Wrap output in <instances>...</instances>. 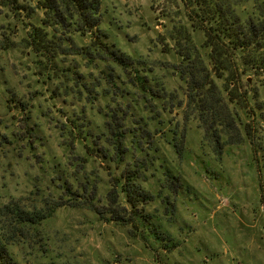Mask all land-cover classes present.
<instances>
[{
    "label": "clouds",
    "instance_id": "9594fccd",
    "mask_svg": "<svg viewBox=\"0 0 264 264\" xmlns=\"http://www.w3.org/2000/svg\"><path fill=\"white\" fill-rule=\"evenodd\" d=\"M147 2L141 0L145 20L154 15L145 11ZM14 3L34 4V0H14ZM157 3L175 15V10L166 0H157ZM105 6L101 5V12ZM12 7L9 0H0V24L5 25L0 28V47H8L10 57L19 56L20 50H26L21 37L28 31L15 32L12 29V24L19 26L26 23L23 12L14 19L15 13L10 11ZM178 8L179 15H175L174 19L169 17L171 22L161 29L165 37H171L167 41L171 45L168 55L158 56L157 48L144 56L150 67L157 68L150 74L148 86L159 94L158 100L137 89H132L125 98L113 95L117 88H130L128 80H133L135 73L126 70V77L121 75L106 84L99 69L105 67L107 61L99 59L95 61L98 68L92 76L74 83V61L80 57L70 45L57 42L52 55L58 66L55 71L59 79H53L50 86L59 84L62 89H71L66 97L67 107H60L64 108L65 119H71L75 124L65 128L63 134L52 132L46 136L51 123L44 132L35 126L36 121L43 123L39 111L44 109L35 113L27 109L24 113H17L18 119L25 117L20 123L9 121L8 114L4 115L0 131L16 135H9V139L13 140L10 148L5 146L0 150V173L7 177L11 170L15 175L6 180L0 178V264H25L26 260H32V256L28 255V244L34 239L33 234L36 237L51 235L48 228L50 221L45 217L53 215L54 210L61 206L91 207L103 218L119 216L129 221L127 228L136 224L139 216L149 222L157 215L159 206L167 199L168 186L161 179V170L167 169L171 174L173 158L155 132L149 136L143 126L133 127V121L139 116L151 117L159 113L160 119H172L173 124L179 122L177 151L189 152L197 159L201 158L198 148L206 136L215 135L217 130L233 137L239 134L238 126L225 128L224 120L229 112L228 99L231 95H235L242 105L251 99L240 95L248 87L245 77L253 76L258 69L264 74V0H183L182 4L178 2ZM4 14H7L6 19ZM29 20L38 23L39 17H29ZM78 24L79 18L74 17L67 35L77 36ZM61 32L63 29L56 35L60 36ZM62 48L70 49L66 57L61 54ZM96 51L99 53V49ZM161 60L166 61L167 71L162 72L158 68ZM260 79L264 81V75ZM156 80L161 82L160 85L155 83ZM6 87L10 85H5L0 78V102L9 95L4 91ZM83 88H88L96 97L94 102L85 104L84 99L77 95V91H83ZM30 92L25 90L23 93V99L28 101L29 106L32 103ZM97 92L99 96H96ZM145 97L147 104L144 103ZM260 99L264 100V91ZM181 101L183 106L177 107ZM125 104L130 107L125 108ZM105 105L111 108V114L97 115V109L101 113L109 112V107ZM173 107H176L174 112L162 111ZM82 108L85 111H81ZM45 119L50 120V117ZM185 123L189 128L187 138L183 132ZM4 125H8L7 129ZM152 127H156L155 120ZM261 128L264 129V124ZM30 133L36 141L35 154L42 158V162L28 168L22 160L15 159L14 153L23 150L26 156L33 155L24 139ZM61 142L62 146L57 147ZM89 142V150L85 152L83 145ZM41 143L45 145L43 148ZM9 161L12 162L11 169L8 168ZM25 171L26 176L22 174ZM29 220L33 223L28 224ZM85 227L81 225V229ZM21 232L26 239L22 238ZM260 236L264 237V229ZM233 239L236 252L233 264H264V242L254 244L240 234H234ZM81 249L82 254L77 259L88 264L93 249L83 242ZM60 251L66 249L60 247L59 238H54L49 257L54 258ZM74 256L71 253L61 259L72 260ZM108 256L100 249L99 258Z\"/></svg>",
    "mask_w": 264,
    "mask_h": 264
},
{
    "label": "rangeland",
    "instance_id": "374dc122",
    "mask_svg": "<svg viewBox=\"0 0 264 264\" xmlns=\"http://www.w3.org/2000/svg\"><path fill=\"white\" fill-rule=\"evenodd\" d=\"M9 2L13 4L10 11L15 13L14 19L23 12L26 21L19 26L12 24V29L15 32L23 29L28 31L21 37L26 50H20L19 56L10 57V49L0 47V78L5 85H10L4 89L9 93L8 97L0 102V124H3L6 113L9 121L20 123L25 117L21 116L18 119L17 113H24L26 109L32 113L44 109L39 111L43 123L36 121L35 126L44 132L51 123V128L45 134L47 136L52 132L63 134L65 128H71L75 124V121L65 119L64 108L60 107V105L67 107L66 97L71 89H62L59 84L55 87L50 86L53 79H59L55 71L58 66L54 63V55H52L57 42L70 45L77 50L75 54L80 57L74 61L76 65V70L72 72L74 83H79L81 79L96 72L97 59L101 62L105 61L99 58V53H96L97 55L85 53L88 48H93L92 42L97 37L96 33L100 36L103 34L102 38L106 42L143 61V65L152 70L147 73L150 80V74L157 68L150 67L149 61L144 59V56L157 48L158 56L168 55L171 45L167 41L171 37H165L161 29L171 22L169 17L174 19L175 15H179L178 2L182 4L183 0H166V3L175 10V15L169 13L166 8H161L157 0H148L145 11L154 14L148 20H145V12H142L141 0H101V5L106 6L101 12L100 26L93 29L96 33L76 29L77 36L67 35L71 27L59 25L56 27L54 22L46 25L48 14L41 7L42 1L34 0V4L26 5H17L14 0ZM41 13L43 15H40ZM33 16L39 17L38 23L29 20V17ZM4 18H7V14H4ZM3 27L5 25L0 24V28ZM175 27L173 25L174 29ZM34 28H40L46 40L45 45H32ZM61 29L63 32L57 36L56 33ZM162 44L164 46H161ZM12 47L14 48L15 45L13 44ZM60 51L66 57L70 49L62 48ZM9 60L12 62L10 63ZM106 61L105 67L99 69L104 83L112 82L107 76L110 72L113 78L117 75L119 77L128 75L126 70L111 60ZM158 68L162 72L167 71L166 61H159ZM261 75L264 74L258 69L253 76L245 77L248 87L240 95L250 97L248 102L242 105L235 95H231L233 101L228 99L229 110L234 115V123L238 126L239 134L233 137L221 132V146L212 136H206L198 148L200 159L193 157L189 152L176 151L175 144L179 143L180 138L179 122L173 124L172 119L167 121L160 119L159 113L151 117L139 116L144 118L145 126L151 132L150 136L155 132L171 151L173 158L171 174L167 169L161 170V179L166 181L168 186L167 199L159 206L157 215L149 222H145L143 217L137 218V225L133 224L131 228H127L126 223L100 217L91 207L81 209L73 205L61 206L54 210L53 215L45 218L50 221L48 228L51 235L41 234L36 237L33 234L34 239L28 244V255L32 256V260H26L25 264H83L77 259L83 251L82 242L89 244L93 249L88 264H105V260L107 264H233L236 256L234 234H240L245 240H250L254 244L264 242V237L260 236L261 230L264 229V129L261 128L264 124V100L260 99L264 91V81H261ZM155 83L160 85L161 82L156 80ZM128 84L130 88H117L113 95L119 93L125 95L127 92L124 97L119 95L125 98L131 94L132 89L142 93L135 77L133 80H128ZM25 90H31L30 106L28 101L23 99ZM104 91L106 93L107 90ZM77 95L84 99L85 104L94 102L96 98L88 88H83V91L78 90ZM99 95L100 93L97 92L96 96ZM147 97L151 96L147 93ZM147 97L144 99L145 104ZM152 99L159 98L152 97ZM182 106L183 101L177 107ZM105 107L109 106L105 105ZM129 107V104H125V108ZM110 109L109 107V111ZM81 111L85 109L82 108ZM162 111L171 113L176 111V107ZM108 113H101L97 109V115L107 116ZM46 116H49L50 120L45 119ZM153 120L156 127H152ZM136 121L137 119L133 121V126ZM7 127L8 125H4L5 129ZM183 132L187 138L189 133L187 123L183 126ZM9 135L15 137L16 134L0 131V150L5 146L11 147L13 140L9 139ZM24 139L27 140V148L33 155L28 157L21 150L14 153V156L16 160H22L28 168H31L40 164L42 158L35 154L36 141L32 139L31 133ZM44 146L41 143V147ZM61 146L62 142L61 145H57V147ZM83 147L87 152L90 142ZM8 168H12L11 161L8 163ZM22 174L26 176L27 172ZM14 175L15 173L9 170L7 177H3L0 173V178L6 180ZM172 176L177 178V187L172 182ZM81 225L86 227L81 229ZM21 236L26 239L23 232ZM54 238H59L60 247L66 251L57 252L54 258H50L49 250ZM95 245L100 247L96 248ZM100 249L109 256L99 258ZM71 253L75 254L72 260L61 259Z\"/></svg>",
    "mask_w": 264,
    "mask_h": 264
},
{
    "label": "trees",
    "instance_id": "16d2710c",
    "mask_svg": "<svg viewBox=\"0 0 264 264\" xmlns=\"http://www.w3.org/2000/svg\"><path fill=\"white\" fill-rule=\"evenodd\" d=\"M42 1L41 7L45 9L46 13L48 14V19L46 16V25H49L51 22H54L56 25H59L61 27H71L74 21V17H78L80 20V24L77 25V30H87L92 31V33H96L93 29H97V27L101 24V14L96 15V13H101V0H40ZM50 19V20H49ZM42 29V28H41ZM97 37L92 42L93 48H88V50L85 52L86 54H93L97 53V49H99V58L102 60H111L116 65L120 66L123 70H131L135 72V81L139 86L140 91L142 93H148L151 98H160L159 94L156 92L155 89L149 88V76L147 73L149 71H152L151 69L146 68V66L143 65V61L138 60L131 55L125 53L120 48H118L114 44H110L106 42L102 37L103 34L96 33ZM32 38L33 42L32 45H38L42 46L46 44V40H44L40 28H34L32 32ZM95 51V52H93ZM97 55V54H96ZM144 70L142 73L141 71ZM108 79L112 82L119 78L117 75L115 78H113L112 72L108 73ZM128 94L127 92L125 95H122L119 93L121 97L126 96ZM230 101H233L232 96L229 97ZM199 111V110H198ZM111 114V109L109 113ZM145 120L143 117H138L137 121L134 122V126L136 128H139L141 126L144 127L145 132L150 136L151 132L148 128L145 126ZM224 127L230 128V127H236L234 123V115L229 110L225 120H224ZM215 142L221 144V131L216 132L215 135H211ZM137 147H139V144H137ZM176 151L179 147V143L175 144ZM178 153H182L183 150L177 151ZM172 182L177 187V178L176 176L171 177ZM96 213H98L95 209H93ZM99 214V213H98ZM49 217V216H48ZM47 218V217H45ZM137 218L142 219V216H139ZM108 220H113L121 223H129V221H126L122 217H116L111 218L109 217ZM21 223H25V221H20ZM28 224L33 223L31 220L27 221ZM137 225V224H136ZM6 251V250H5ZM48 264H56V263H48Z\"/></svg>",
    "mask_w": 264,
    "mask_h": 264
}]
</instances>
